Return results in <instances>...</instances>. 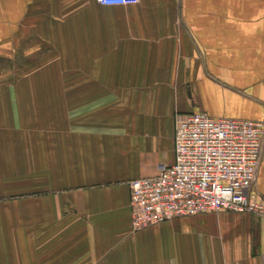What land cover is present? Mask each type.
Returning a JSON list of instances; mask_svg holds the SVG:
<instances>
[{
  "label": "crops",
  "instance_id": "obj_1",
  "mask_svg": "<svg viewBox=\"0 0 264 264\" xmlns=\"http://www.w3.org/2000/svg\"><path fill=\"white\" fill-rule=\"evenodd\" d=\"M198 112L264 122V0H0V194L27 195L4 264H264L255 214L131 225L128 182Z\"/></svg>",
  "mask_w": 264,
  "mask_h": 264
},
{
  "label": "built area",
  "instance_id": "obj_2",
  "mask_svg": "<svg viewBox=\"0 0 264 264\" xmlns=\"http://www.w3.org/2000/svg\"><path fill=\"white\" fill-rule=\"evenodd\" d=\"M95 1L101 6L139 2ZM263 136V121L215 119L204 112L178 116L173 163L128 182L132 227L219 211L264 218V195L252 190Z\"/></svg>",
  "mask_w": 264,
  "mask_h": 264
},
{
  "label": "rangeland",
  "instance_id": "obj_3",
  "mask_svg": "<svg viewBox=\"0 0 264 264\" xmlns=\"http://www.w3.org/2000/svg\"><path fill=\"white\" fill-rule=\"evenodd\" d=\"M66 66L64 69H61V72H64L63 77H61L62 80L59 82V88H67V74H66ZM27 87H35V80L30 81L28 79ZM15 188H19L16 186ZM15 190V189H14ZM31 198H33V195L28 194ZM25 194L16 193V191H13L10 194H6L5 196L0 194V231L2 234L7 232H20V226L18 224L19 217L24 214L26 216V213H21L20 207L22 205V202L25 203ZM24 199V200H21ZM29 215V214H28ZM10 220H12V223L15 222V225L9 224ZM3 257L0 254V264H4Z\"/></svg>",
  "mask_w": 264,
  "mask_h": 264
}]
</instances>
